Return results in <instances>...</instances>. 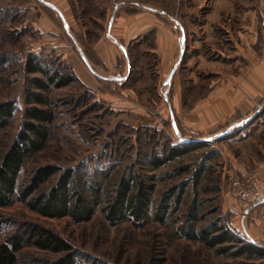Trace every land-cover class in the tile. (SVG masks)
Segmentation results:
<instances>
[{
    "label": "rangeland",
    "instance_id": "obj_1",
    "mask_svg": "<svg viewBox=\"0 0 264 264\" xmlns=\"http://www.w3.org/2000/svg\"><path fill=\"white\" fill-rule=\"evenodd\" d=\"M37 1L40 0H0V103L16 104L10 124L0 133V158L24 121L28 79L42 78L24 73L28 58L24 59L26 38L53 41L52 47L47 46L36 57L50 59L57 66L62 60L59 51L74 48L63 39L64 31V36L55 40L48 38L51 34L41 35L35 30L34 24L41 14H54ZM67 1L76 18L91 30L98 27L90 20L104 19L108 10H125L129 15L140 10L162 11L169 27L175 25L174 20L180 22V27L174 26L179 48L164 71L153 50L142 54V49L129 48L128 79L110 89L112 97L95 100L78 82L51 88L45 95L48 104L38 106L54 113L50 138L45 148L25 165L20 185L34 168L47 164L61 170L73 169L75 176L82 175L86 184L95 179L107 192L120 177L134 174L153 186L151 206L147 217L139 223L107 224L101 213L102 204L90 221L74 224L68 218H42L15 202L0 209V245L22 223L33 222L68 242L76 255V264H264V258L235 259L219 254L218 247L208 248L195 239L201 228L217 224L264 246V242L247 235L248 229L250 235L258 233L264 239V225L244 224L230 211L232 204L226 197L227 173L240 168L258 170L264 184V98L252 113L229 119L224 116L217 123L206 124L200 112L210 105L207 95L212 88L221 86L224 73H237L245 66L244 62L234 63L228 28L236 44L242 41L239 32L256 29L253 49L258 62L264 65L259 59L264 40V0ZM153 35L143 38L144 46H153ZM129 90L134 91L135 98ZM196 106L198 113L190 112ZM259 109L261 112L254 117ZM207 138L213 140L184 143ZM174 146L191 151L158 169L150 168L148 159ZM57 176L42 189L50 188ZM258 209L264 211V201ZM60 256L25 248L17 264H49Z\"/></svg>",
    "mask_w": 264,
    "mask_h": 264
},
{
    "label": "trees",
    "instance_id": "obj_2",
    "mask_svg": "<svg viewBox=\"0 0 264 264\" xmlns=\"http://www.w3.org/2000/svg\"><path fill=\"white\" fill-rule=\"evenodd\" d=\"M24 73L28 76L38 74L42 78L28 79L29 87L24 93V121L0 158V209L19 202L42 218H68L74 224H81L90 221L103 204L101 213L109 225L143 221L151 206L153 186L148 184L147 179L134 174L120 177L114 188L107 192L95 179L88 180L86 184L82 175L75 176L73 169L61 170L56 165L47 164L34 168L25 183L20 185V176L27 162L47 145L50 126L55 119L52 110L38 106L48 104L45 95L51 88L59 89L77 82L71 67L62 60L57 66L50 59L29 56ZM15 106L14 101L0 103V133L10 124ZM189 151L188 147H170L160 156L148 159V164L151 169H158ZM56 175L55 183L43 190ZM195 239L208 248L218 247L219 254H229L235 259L243 256L264 258V246L249 242L227 226L211 224L201 228ZM25 248L61 254L49 264H76V255L68 242L51 229L33 222L22 223L0 245V264H17Z\"/></svg>",
    "mask_w": 264,
    "mask_h": 264
},
{
    "label": "crops",
    "instance_id": "obj_3",
    "mask_svg": "<svg viewBox=\"0 0 264 264\" xmlns=\"http://www.w3.org/2000/svg\"><path fill=\"white\" fill-rule=\"evenodd\" d=\"M37 2L54 14L52 17L48 14H41V18L34 24L35 30L41 35L51 34L52 37L48 38L55 40L59 39L60 35L64 36L62 31L65 32L66 37L63 39L67 43H72L74 48L71 51L60 50L61 59L71 67L77 82L94 95L95 100L112 97L110 89L122 85L128 79L129 48L131 51L133 48L142 49V54H148L153 50V53L160 58L159 67L163 71L171 64L179 48V38L176 36L174 26L177 24L180 27V22L174 20L175 25L169 27L166 25L165 13L162 11L140 10L134 15H129V11L125 10L119 13L108 10L104 19L92 18L90 20L98 27V29L95 28L96 30H91L89 25L76 18L67 0ZM228 29L229 41L233 45L231 53L234 54V63L244 62L245 66L237 73L225 72L221 86L212 88L208 93L207 96L211 99L210 105L200 110L203 112L201 118L206 124L212 121L217 123L224 116L229 119L237 114L243 116L252 113L264 98V65L258 62V54L253 49L257 39L256 29L251 28L249 32L247 30L239 32L238 36L242 39L240 44L234 42V35L230 28ZM150 33L154 34L151 49L143 44V38H148ZM140 42L142 45L139 47ZM209 63L207 61L206 64ZM176 67L177 64L174 70ZM210 72H214L213 67ZM130 92L132 98H135L134 91L129 90V95ZM198 108L196 106L190 112L198 113ZM247 235L264 242L258 233L250 235L248 229Z\"/></svg>",
    "mask_w": 264,
    "mask_h": 264
},
{
    "label": "built area",
    "instance_id": "obj_4",
    "mask_svg": "<svg viewBox=\"0 0 264 264\" xmlns=\"http://www.w3.org/2000/svg\"><path fill=\"white\" fill-rule=\"evenodd\" d=\"M55 43L42 42L32 37L25 40L24 59L29 56H38L43 50ZM259 59L264 63V40L260 44ZM226 197L231 202L230 211L244 224L262 223L264 225V211H259L264 201V184L258 170L240 168L238 172L227 173Z\"/></svg>",
    "mask_w": 264,
    "mask_h": 264
},
{
    "label": "water",
    "instance_id": "obj_5",
    "mask_svg": "<svg viewBox=\"0 0 264 264\" xmlns=\"http://www.w3.org/2000/svg\"><path fill=\"white\" fill-rule=\"evenodd\" d=\"M182 41H184V34L182 33ZM259 112H261V110L257 111L256 114L254 115V117H256ZM177 132V131H176ZM213 140V138H207V139H201V140H194V141H184L185 144H190V143H194V142H209Z\"/></svg>",
    "mask_w": 264,
    "mask_h": 264
}]
</instances>
